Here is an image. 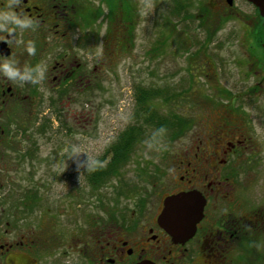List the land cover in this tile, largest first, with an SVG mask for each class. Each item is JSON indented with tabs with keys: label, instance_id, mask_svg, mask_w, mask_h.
<instances>
[{
	"label": "flooded vegetation",
	"instance_id": "flooded-vegetation-1",
	"mask_svg": "<svg viewBox=\"0 0 264 264\" xmlns=\"http://www.w3.org/2000/svg\"><path fill=\"white\" fill-rule=\"evenodd\" d=\"M10 2L0 0V8ZM236 2L197 5L217 12L234 10ZM123 5V0H18L13 7L34 19L32 28L10 25L14 30L0 31V60H15L21 71L39 66L33 70L36 83L10 80L0 71V264H39V251L54 249L51 215L65 209L52 196L57 179L50 157L57 152L42 146L50 121L39 115L47 108L57 126L65 125L70 93L98 91L101 72L114 55L131 53L133 14L126 12L124 19ZM253 7V20L235 40L241 57L235 73L226 74L220 110L198 136L192 156L183 152L166 169L170 183L153 181L151 189H138L128 206L111 207L109 220L59 244L73 259L58 264H264V183L247 178L264 160V147L253 134L254 117L264 115V104L254 99L264 101V17ZM113 10H122V24L108 50L106 38L110 42L114 32L107 17ZM28 41L35 44L34 55L26 50ZM231 59L227 56L228 72ZM244 78L251 81L240 82ZM188 191L204 198L202 216L191 236L175 240L157 217L166 196Z\"/></svg>",
	"mask_w": 264,
	"mask_h": 264
},
{
	"label": "rangeland",
	"instance_id": "rangeland-1",
	"mask_svg": "<svg viewBox=\"0 0 264 264\" xmlns=\"http://www.w3.org/2000/svg\"><path fill=\"white\" fill-rule=\"evenodd\" d=\"M123 1L124 10H113L107 17L112 20L108 30L114 35L110 42L107 35L106 46L111 48L108 50L114 48L112 42L122 24L121 11L124 19L126 12L132 13L131 53L114 55L101 72L98 91L92 88L70 93L65 125L57 126L56 118H51L52 111L41 108L39 118L50 121L42 146L46 151L57 152L50 157L53 178L57 179L52 196L55 204H64L65 211L51 215L54 251H39V264H48L49 260L55 264L65 263L73 259L72 252L58 250L57 246L67 241L72 243L85 234L86 228L109 220L105 217L110 216L111 207L128 206L132 197L139 195L141 190L138 189H151L153 181L156 185L171 182L166 169L171 170L184 158L183 152L192 156L198 136L208 130L212 115L220 110L225 77L235 73L232 68L241 57L236 37L243 33V25L253 20L254 15L253 5L246 0H237L234 10L217 12L205 11L201 3L197 5L199 0H134L129 6ZM176 2L181 3L177 12L174 11ZM199 14L202 17H196ZM105 20L104 17L100 21L102 34ZM104 42L105 39L103 47ZM227 56L232 57L229 72ZM244 79L240 82L251 81ZM139 86L163 87L166 93H174L168 101L157 97L151 103L157 104L161 113L179 117L177 135L170 140L147 126L117 175L95 187L85 174L92 160L108 157L105 152L109 145L137 123L135 92ZM254 99L264 104L260 98ZM62 131L64 134L60 135ZM253 134L264 147V115L254 117ZM259 165L254 175L247 178L264 183V160Z\"/></svg>",
	"mask_w": 264,
	"mask_h": 264
},
{
	"label": "trees",
	"instance_id": "trees-1",
	"mask_svg": "<svg viewBox=\"0 0 264 264\" xmlns=\"http://www.w3.org/2000/svg\"><path fill=\"white\" fill-rule=\"evenodd\" d=\"M177 2L175 3L174 10L176 12L181 9V3ZM202 7L205 11L208 10L206 7ZM112 12L113 11H110V13ZM196 17L200 18L202 16L199 14ZM163 89L165 88L158 87L151 89L140 87L136 90L135 102L137 104V109L135 118L137 123L129 127L124 133H121L119 137L109 145L105 152V155L108 157L102 158L101 156L97 159L102 162L104 159L108 158V160L103 163L102 167H97L95 170H87L86 177L91 185L98 187L110 177L117 175L119 168L127 162L134 142L145 133L147 126L153 127L158 131V134L169 137L170 140L175 138L177 135L176 129L180 126L179 117L175 114H163L160 112V109H157V104L153 105L151 103L152 100L157 97L163 98V101H168L173 96L174 93H166Z\"/></svg>",
	"mask_w": 264,
	"mask_h": 264
},
{
	"label": "water",
	"instance_id": "water-1",
	"mask_svg": "<svg viewBox=\"0 0 264 264\" xmlns=\"http://www.w3.org/2000/svg\"><path fill=\"white\" fill-rule=\"evenodd\" d=\"M256 6L264 17V0H247ZM231 4V0H228ZM205 200L197 191L180 192L163 199L157 219L173 239H185L192 235L197 221L202 216ZM139 264H150L142 262Z\"/></svg>",
	"mask_w": 264,
	"mask_h": 264
},
{
	"label": "clouds",
	"instance_id": "clouds-1",
	"mask_svg": "<svg viewBox=\"0 0 264 264\" xmlns=\"http://www.w3.org/2000/svg\"><path fill=\"white\" fill-rule=\"evenodd\" d=\"M18 0H11L7 8H0V31H12L14 29L9 26H16L21 29L32 28L34 19L25 16L20 12H17L13 5L17 3ZM26 50L30 55H34L36 52L35 44L32 41H28L26 44ZM39 66L35 67L38 68ZM26 68L24 71H21L20 68L16 66V61L13 59H2L0 60V71H3L10 80H20L25 81L29 80L32 83H36L39 79L38 76L33 75V70ZM73 155L70 153L69 157ZM103 163L99 160H92L89 169L95 170L97 167H102Z\"/></svg>",
	"mask_w": 264,
	"mask_h": 264
}]
</instances>
